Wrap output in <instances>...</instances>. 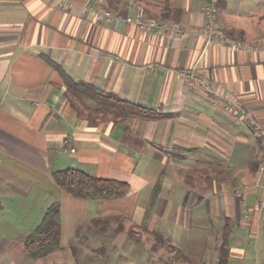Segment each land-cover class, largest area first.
Wrapping results in <instances>:
<instances>
[{
    "label": "crops",
    "instance_id": "1",
    "mask_svg": "<svg viewBox=\"0 0 264 264\" xmlns=\"http://www.w3.org/2000/svg\"><path fill=\"white\" fill-rule=\"evenodd\" d=\"M98 1L123 17L142 13L199 27L210 0H135L132 8L130 0ZM73 2L63 11L45 0H0V264H37L69 250L74 256L80 224L99 221L90 201L73 198L54 181V173L67 169L129 185L140 180L151 187L147 208L161 179L154 211L181 212L178 226L188 212L193 219L196 211L217 212L233 229L256 233L264 208L263 143L247 114L264 126V51L160 37L125 22L115 27L83 15L89 0ZM215 5L218 27L230 39L264 43V0ZM191 72L219 98L190 87ZM64 75L167 117L141 121L100 111L95 101L71 92ZM54 203L61 207L60 249L32 260L24 241ZM132 208L106 204L101 216L121 233L128 221L129 232L167 242L149 227L153 216L143 226L147 208L140 221H130Z\"/></svg>",
    "mask_w": 264,
    "mask_h": 264
},
{
    "label": "rangeland",
    "instance_id": "2",
    "mask_svg": "<svg viewBox=\"0 0 264 264\" xmlns=\"http://www.w3.org/2000/svg\"><path fill=\"white\" fill-rule=\"evenodd\" d=\"M129 183L126 199L89 202L92 212L98 213L101 220H86L80 224L78 236L71 243L77 251L74 256L69 250L37 264H217L225 225L217 212L196 211L194 219L193 212H188V218L182 221L184 225L178 226L181 212L157 209L149 227L162 234L167 242L158 241L148 233L141 232L138 236L133 230L129 232L128 221L123 233L106 225L105 217L101 216L106 204L132 206L130 221L133 223L143 218L151 187L145 188L137 179H131ZM262 210L263 219L256 233L251 234L240 227L233 229L230 246L236 253L232 251L229 264H264V208ZM220 213L222 216L224 212ZM64 230L68 233L72 228L65 224Z\"/></svg>",
    "mask_w": 264,
    "mask_h": 264
},
{
    "label": "trees",
    "instance_id": "3",
    "mask_svg": "<svg viewBox=\"0 0 264 264\" xmlns=\"http://www.w3.org/2000/svg\"><path fill=\"white\" fill-rule=\"evenodd\" d=\"M67 88L82 97L95 101L100 111H107L115 117L141 121L164 119L162 114L151 108L139 106L113 94H102L89 84L76 82L64 75ZM58 187L73 198L84 201L118 200L128 196L130 185L112 179L94 177L81 169H67L53 174ZM162 190V180L154 186L148 208L143 221L146 227L151 220L157 199ZM233 228L228 220L223 228L222 241L219 247L218 264H229L232 247L230 246ZM159 240L162 237L155 235ZM61 237V207L52 204L46 211L39 226L24 241V249L32 260L42 259L60 249ZM172 247V245H170Z\"/></svg>",
    "mask_w": 264,
    "mask_h": 264
},
{
    "label": "built area",
    "instance_id": "4",
    "mask_svg": "<svg viewBox=\"0 0 264 264\" xmlns=\"http://www.w3.org/2000/svg\"><path fill=\"white\" fill-rule=\"evenodd\" d=\"M49 4H53L63 11L70 10L74 6L73 0H45ZM216 0H210L205 4L203 10L205 14V23L199 27L180 26L177 24H165L157 22L154 19H149L139 13L136 17H123L119 14L103 10L99 7L98 0H89L82 7L83 15H91L98 22H112L115 27H118L122 22L135 26L137 29L144 32H152L156 36L167 38H181L192 36L195 38H203L207 44H214L218 47L225 48L229 51L246 50L249 52L264 51V43L260 45L248 44L239 40L230 39L218 27L216 19ZM135 5V0H130L128 7L132 8ZM188 84L190 87H198L201 91L215 95L212 87L197 73L191 72L187 75ZM219 98V96H217ZM227 105L232 108H239L235 102L224 99ZM248 123L254 128L256 135L262 140L263 150L261 152L260 172L264 173V126L251 114H247ZM257 185H261L258 183ZM240 195V192H237ZM264 201V199H263ZM264 203V202H263Z\"/></svg>",
    "mask_w": 264,
    "mask_h": 264
}]
</instances>
